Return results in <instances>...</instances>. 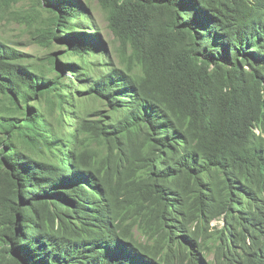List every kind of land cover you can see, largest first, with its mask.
<instances>
[{
	"label": "trees",
	"instance_id": "16d2710c",
	"mask_svg": "<svg viewBox=\"0 0 264 264\" xmlns=\"http://www.w3.org/2000/svg\"><path fill=\"white\" fill-rule=\"evenodd\" d=\"M2 19L21 32L0 38V264H178L206 237L240 264L248 236L264 264V0H0Z\"/></svg>",
	"mask_w": 264,
	"mask_h": 264
},
{
	"label": "clouds",
	"instance_id": "9594fccd",
	"mask_svg": "<svg viewBox=\"0 0 264 264\" xmlns=\"http://www.w3.org/2000/svg\"><path fill=\"white\" fill-rule=\"evenodd\" d=\"M227 215L228 212H226L224 215H222L220 218L213 219L210 222V233H216V230L219 229L221 233H223L226 222H227ZM140 216L138 217V219ZM128 222H132V220H128ZM108 226H113V224H108ZM264 240V238H263ZM135 242L136 246L138 248H142V246L148 245L149 243V235L145 232L142 226H139L137 228H134V231L132 232V238H129L127 242ZM214 239L213 237H206V238H200L199 240L195 241L191 239V243L186 244L182 249L177 250L176 252V261L178 264H218L216 261V256L214 252L211 250V253L209 252V246L212 247ZM253 238L248 236L246 239H240L237 242V245L234 246L232 249L235 253L239 254L240 256V264H250L249 262H246L248 257L247 254V248H251L254 246ZM162 251V246L157 248L155 250L154 255H151L149 257V260L152 264H167L166 262H163L160 258V253ZM234 253V254H235ZM260 254L256 257L257 259H262L264 257V245L262 249L259 252ZM144 261L143 257L139 258H130L128 260L129 264H143ZM97 264H101L100 262H97ZM220 264H232V263H220Z\"/></svg>",
	"mask_w": 264,
	"mask_h": 264
},
{
	"label": "rangeland",
	"instance_id": "374dc122",
	"mask_svg": "<svg viewBox=\"0 0 264 264\" xmlns=\"http://www.w3.org/2000/svg\"><path fill=\"white\" fill-rule=\"evenodd\" d=\"M97 18L99 21V25L102 29V33L104 36L105 41L107 42H112L113 39H115L114 35L112 34V32L108 29V24L106 22V19H104V17L101 15V13H97ZM21 29L20 26L18 24H16V22L12 21V20H8V19H2L0 20V38L3 39H7L9 41H15V38L17 36L20 35ZM26 43V45L28 44V41H26L25 39H21L20 41H17V43ZM116 45L118 47V43L116 42ZM29 51L32 53H36V48H34V46H31V48H29ZM103 105L102 104H98V103H92L90 104V108L91 110H98V109H102Z\"/></svg>",
	"mask_w": 264,
	"mask_h": 264
}]
</instances>
